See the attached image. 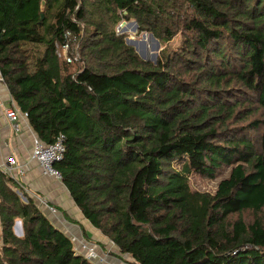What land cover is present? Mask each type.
<instances>
[{"label":"trees","instance_id":"1","mask_svg":"<svg viewBox=\"0 0 264 264\" xmlns=\"http://www.w3.org/2000/svg\"><path fill=\"white\" fill-rule=\"evenodd\" d=\"M0 77L39 139L63 135L62 184L132 263L264 264V0H0ZM0 264L96 263L0 171Z\"/></svg>","mask_w":264,"mask_h":264},{"label":"crops","instance_id":"2","mask_svg":"<svg viewBox=\"0 0 264 264\" xmlns=\"http://www.w3.org/2000/svg\"><path fill=\"white\" fill-rule=\"evenodd\" d=\"M9 106L15 108L17 112L21 111L11 101L6 85L0 80V163L6 162L8 157L13 156L23 166V173L18 177V185L29 196L36 199L58 228L66 234H78L81 233L82 227L86 236L101 248L104 247L102 245L104 243L108 245L109 239L83 216L62 182L44 175L37 163L30 158L32 139L36 133L30 126L28 118L21 113L17 121L19 129L15 132L4 114ZM41 199L43 202L40 201ZM48 206L54 207L55 211L51 212ZM116 259L114 255L111 257L113 262H116Z\"/></svg>","mask_w":264,"mask_h":264},{"label":"built area","instance_id":"3","mask_svg":"<svg viewBox=\"0 0 264 264\" xmlns=\"http://www.w3.org/2000/svg\"><path fill=\"white\" fill-rule=\"evenodd\" d=\"M62 50L64 52V57L67 62H72L79 60L78 52L75 51L73 54H68V44L62 45ZM57 54L59 55L58 47L56 46ZM2 81V78L0 77ZM21 113L25 118H27V112L19 111L11 106L5 109V117L11 124V127L15 132L19 129L18 115ZM1 140V135H0ZM64 153L63 145V135L59 134L55 140L51 143H45L37 137L33 136L32 146L30 151V158L37 163L41 172L44 175L51 176L58 181H61V175L55 168V163L59 162ZM0 171L8 177L19 180V176L23 173V166L17 162V160L10 156L7 158L6 162L0 163ZM41 202L42 199L40 200ZM49 210L55 211V208L48 206ZM72 242L74 243L75 252L83 255L86 259L96 263V264H134L132 263L126 254H121L118 248L109 240V243L114 247V250L103 249L95 241L86 238L81 233L78 234H68ZM110 251H115L114 254H110ZM117 257L116 262L111 260V257Z\"/></svg>","mask_w":264,"mask_h":264},{"label":"rangeland","instance_id":"4","mask_svg":"<svg viewBox=\"0 0 264 264\" xmlns=\"http://www.w3.org/2000/svg\"><path fill=\"white\" fill-rule=\"evenodd\" d=\"M119 24L116 26V32L119 33V34H123L124 35V40H125V37L126 36H128V37H134V38H140L141 37L142 32L139 33L137 31V29L136 30L128 29L127 31L120 32L119 29L122 26L119 28ZM170 43H171L172 46H177L178 43H179V38L178 37L174 38ZM160 49L157 50L158 53H159ZM78 56H79V54H78ZM261 131L262 130L260 129V132ZM260 132L259 131L258 132L257 131L256 132H251V138H252V140H254L256 142V140H257ZM182 162H183V159L176 158L172 162V165H173L174 168L179 169L181 167ZM228 170H229V167H223V168H221L220 170H218L215 173V175L213 176V178H207V177L200 176L198 174L192 173L189 176V185H190V188L192 190H197V191H200V192H213L215 190V187H216V182L222 176H225L228 173ZM22 198L24 199L23 196H22ZM251 216L252 215L249 212H246L244 214V217H245L246 220H250L251 219ZM233 217H236V215H234ZM13 230H14V233L17 234V236H21L22 230H21V221H20V219H16L15 220ZM102 245L106 249L109 248L111 250H114V247H112V245L110 243H108V245H106L105 243L102 244ZM114 253H115V251H110V254L111 255L114 254Z\"/></svg>","mask_w":264,"mask_h":264},{"label":"water","instance_id":"5","mask_svg":"<svg viewBox=\"0 0 264 264\" xmlns=\"http://www.w3.org/2000/svg\"><path fill=\"white\" fill-rule=\"evenodd\" d=\"M42 17H43V14L41 13L40 18L42 19ZM119 28H120L119 29L120 32L127 31L128 29L136 30L137 24L134 20H129V21L123 20L120 22ZM125 43L127 45L132 46L135 52L143 60L156 62L157 56H158L157 50L161 48V45H160L159 40L156 39L152 33L142 32L140 38L126 36ZM147 44L150 45L149 46L150 49L148 48ZM23 200H25V198Z\"/></svg>","mask_w":264,"mask_h":264},{"label":"bare ground","instance_id":"6","mask_svg":"<svg viewBox=\"0 0 264 264\" xmlns=\"http://www.w3.org/2000/svg\"><path fill=\"white\" fill-rule=\"evenodd\" d=\"M49 208V207H48ZM51 211V210H50ZM52 212V211H51Z\"/></svg>","mask_w":264,"mask_h":264}]
</instances>
